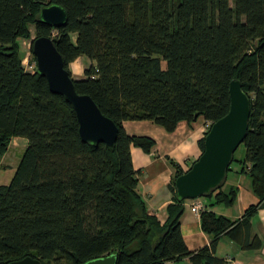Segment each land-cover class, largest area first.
Masks as SVG:
<instances>
[{"label":"trees","instance_id":"obj_1","mask_svg":"<svg viewBox=\"0 0 264 264\" xmlns=\"http://www.w3.org/2000/svg\"><path fill=\"white\" fill-rule=\"evenodd\" d=\"M59 5L66 24L54 27L41 10ZM35 29V37L31 28ZM50 37L79 94L89 95L118 128L113 150L82 140L73 106L51 92L37 69L33 42ZM21 40L31 42L30 65ZM92 64L74 79L71 64ZM239 80L251 102L246 154L235 158L260 199L233 222L206 210L232 207L227 180L202 199L211 247L191 252L181 232L186 200L176 196L161 224L138 192L131 147L149 154L154 139L130 136L126 121H151L173 133L180 122L225 117L230 84ZM210 130V129H209ZM200 141L202 153L205 137ZM13 138L28 141L9 185H0V264L32 257L42 264H86L115 255L117 264H222L212 252L223 235L250 228L264 207V0H0V169ZM257 250V238L240 242Z\"/></svg>","mask_w":264,"mask_h":264},{"label":"crops","instance_id":"obj_2","mask_svg":"<svg viewBox=\"0 0 264 264\" xmlns=\"http://www.w3.org/2000/svg\"><path fill=\"white\" fill-rule=\"evenodd\" d=\"M81 60H85L84 57L71 64L74 79L85 77L84 70L81 71L76 66ZM91 64L92 61H90ZM206 123L203 117L191 124L182 121L173 133H169L151 121L124 122V128L130 136H146L156 142V146L149 154L134 146L131 147V154L134 168L140 172L138 192L146 201L149 213L155 215L161 224H164L168 219V206L175 202L172 185L176 171L171 165V160L185 171L197 161L202 154L200 141L205 135ZM27 146L28 141L26 139L13 138L8 152L2 158L0 172L5 170L8 173L0 177V185L11 183L21 159L18 158V155L22 157ZM10 149H13V152L8 156ZM6 158L17 159L13 161L16 164H6ZM232 169L233 171L227 176V186H224V190L229 191L232 187L237 188L238 194L234 205L232 207L209 206L206 210L212 211L218 216L227 217L233 222H238L243 219L246 209L252 205H257L260 199L252 190L251 179L246 174L236 173L240 170L239 165L236 163ZM201 201L205 205H210L213 202L211 199H201ZM193 203V200H186L184 203L181 232L187 248L191 252H196L202 248L211 247L212 238L204 233L201 214L193 210ZM255 237L261 242L259 249L247 250L242 248L241 241L248 239L250 242ZM212 255L222 264H264V207L260 208L257 215L252 218L249 229L241 225L234 235L225 234L221 236ZM179 262L191 264L188 258L171 264Z\"/></svg>","mask_w":264,"mask_h":264},{"label":"water","instance_id":"obj_3","mask_svg":"<svg viewBox=\"0 0 264 264\" xmlns=\"http://www.w3.org/2000/svg\"><path fill=\"white\" fill-rule=\"evenodd\" d=\"M40 19L54 27H61L68 20L67 11L59 5L44 7ZM33 53L40 75L47 79L51 92L64 96L75 112L82 140L94 146L105 143L115 147L118 128L107 118L89 95L79 94L74 80L64 66V60L52 38L34 39ZM231 106L229 113L214 122L205 137V150L191 168L176 179L178 200H196L206 197L220 187L228 176L234 154L244 142L251 113L250 98L239 80L230 84ZM9 264H42L32 257ZM86 264H117L115 255L91 260Z\"/></svg>","mask_w":264,"mask_h":264},{"label":"rangeland","instance_id":"obj_4","mask_svg":"<svg viewBox=\"0 0 264 264\" xmlns=\"http://www.w3.org/2000/svg\"><path fill=\"white\" fill-rule=\"evenodd\" d=\"M31 31H32L33 37H35V29H34V27L31 28ZM21 43H22V50H23L24 54L26 55V58L24 59V65H25V67H26V69L28 71H33V67L30 65V59L32 57L31 56V52H30L31 42L28 41V40L27 41L21 40ZM84 59L85 60H81L80 62H78L76 64V66H78L79 67V70H81V71L82 70H85L87 67L90 66V60L87 57H84ZM12 152H13V149H10V152H9L8 156L11 155ZM245 154H246L245 146L243 144H241L238 147V149L236 150V152H235V158H237V159L244 158L245 157ZM20 156L21 155H18V158H21ZM15 160H17V159H15ZM15 160L14 159H10V158H6V164L14 165V164H16V162H13ZM233 165H236V163H234ZM5 173H8V172H6L5 170H2L0 172V177H2ZM176 264H183V263L182 262H179V263H176Z\"/></svg>","mask_w":264,"mask_h":264},{"label":"built area","instance_id":"obj_5","mask_svg":"<svg viewBox=\"0 0 264 264\" xmlns=\"http://www.w3.org/2000/svg\"><path fill=\"white\" fill-rule=\"evenodd\" d=\"M210 128H211V123H206V125H205V133L208 132ZM201 199L202 198L193 200L194 203H193L192 208L198 214H201L205 210V207H206V205L201 201Z\"/></svg>","mask_w":264,"mask_h":264}]
</instances>
